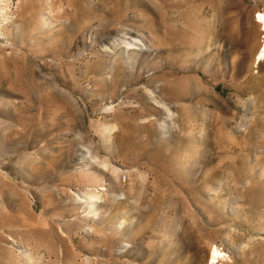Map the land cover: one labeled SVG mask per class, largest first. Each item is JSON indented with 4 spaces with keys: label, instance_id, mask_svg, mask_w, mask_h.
I'll use <instances>...</instances> for the list:
<instances>
[{
    "label": "rangeland",
    "instance_id": "374dc122",
    "mask_svg": "<svg viewBox=\"0 0 264 264\" xmlns=\"http://www.w3.org/2000/svg\"><path fill=\"white\" fill-rule=\"evenodd\" d=\"M263 21L0 0V264H264Z\"/></svg>",
    "mask_w": 264,
    "mask_h": 264
},
{
    "label": "bare ground",
    "instance_id": "6f19581e",
    "mask_svg": "<svg viewBox=\"0 0 264 264\" xmlns=\"http://www.w3.org/2000/svg\"><path fill=\"white\" fill-rule=\"evenodd\" d=\"M258 18L259 19H263V15L261 16H258ZM262 24L264 25V21L262 22ZM128 39H130L129 37H128ZM132 42V41H131ZM133 43V42H132ZM116 45L117 46H121V43H116ZM131 45H138V47H139V45L140 44H138V43H133V44H131ZM123 47H124V45H123ZM126 47H127V45H126ZM125 47V48H126ZM114 49H115V47H114ZM138 48L137 47H131V48H129V50H137ZM263 55H264V44H263V47H262V49H261V51L259 52V54H258V56H257V59H256V61H259V60H261V58L263 57ZM171 116V115H170ZM82 198L83 199H85L84 200V202L85 203H87V204H89V205H91V206H93L92 204H93V202H94V197L92 196V195H90V194H87L86 196H82ZM217 249V248H216ZM215 248H213L212 249V251H211V259H212V261H214L213 259L214 258H216V256L218 255V253H217V250H216ZM11 253L13 254V252L11 251ZM20 253H22V255L23 256H25L26 258H27V260L28 261H31V256H30V253L29 252H26V250H24V251H20ZM211 264V263H210Z\"/></svg>",
    "mask_w": 264,
    "mask_h": 264
}]
</instances>
